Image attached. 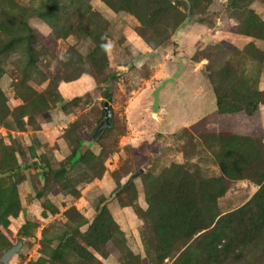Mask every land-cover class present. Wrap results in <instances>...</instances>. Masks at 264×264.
Listing matches in <instances>:
<instances>
[{
    "label": "rangeland",
    "instance_id": "374dc122",
    "mask_svg": "<svg viewBox=\"0 0 264 264\" xmlns=\"http://www.w3.org/2000/svg\"><path fill=\"white\" fill-rule=\"evenodd\" d=\"M5 1L0 21L19 18L6 13ZM14 1L28 10L22 37L5 49L12 36L0 30V256L21 239L7 264H123L129 251L153 264L145 244L151 229L139 214L148 208L149 182L174 164L204 179L223 176L222 135L264 145L261 106L204 118L217 108L213 86L229 88L223 69L240 71L252 42L264 49L244 32L250 12L264 20V0H136L151 7V28L122 8L135 0H111L116 9L105 0ZM178 12L190 19L174 28ZM100 47L96 64L91 56ZM105 99L112 126L94 140ZM224 183L220 212L243 206L259 189L246 173ZM104 202L122 234L99 252L90 248L94 259L84 262L70 242L86 246ZM219 264H264V241Z\"/></svg>",
    "mask_w": 264,
    "mask_h": 264
},
{
    "label": "trees",
    "instance_id": "16d2710c",
    "mask_svg": "<svg viewBox=\"0 0 264 264\" xmlns=\"http://www.w3.org/2000/svg\"><path fill=\"white\" fill-rule=\"evenodd\" d=\"M105 1L116 9L111 0ZM5 5L10 8V11L6 10L7 14H17L19 18L14 16L10 21H0L1 32L12 36L11 40L2 44V49L22 37L20 28L27 20L20 17L28 10L14 0H6ZM157 5L165 6L162 1ZM123 7L145 26L155 27L156 20L148 18L150 6L135 0ZM37 11L43 10L39 7ZM186 19H190L188 14L176 13L173 27L177 28ZM140 32L145 34L144 29ZM244 32L264 41V20L250 12ZM164 43L169 45L172 42L166 38ZM101 50L100 47L91 56L96 64H100L101 60L97 57ZM241 58L244 67L240 71L231 65L223 69V83L229 88L222 93L223 85L213 86L217 93V108L204 118L214 113H229L234 117H238L239 112L253 114L264 105V90L259 88L264 71V49H258L252 42L242 51ZM246 61L249 63L246 64ZM218 145L217 159L223 176L204 179L198 172L189 174L185 166L174 164L149 182L146 190L148 208L139 214L151 229V236L145 239V244L153 264H165L173 259L172 264H219L232 253L235 255L239 247L264 241V145L259 146L255 138L241 133L220 136ZM232 160L234 164H230ZM245 173L256 177L259 189L243 206L229 212L218 211L216 201L226 190L225 179L242 177ZM114 233L122 234V231L104 202L84 239L86 246L71 240L70 248L84 262H88L94 259L90 248L101 251ZM222 241L224 243L218 247ZM123 264H141V256L129 251Z\"/></svg>",
    "mask_w": 264,
    "mask_h": 264
},
{
    "label": "water",
    "instance_id": "95a60500",
    "mask_svg": "<svg viewBox=\"0 0 264 264\" xmlns=\"http://www.w3.org/2000/svg\"><path fill=\"white\" fill-rule=\"evenodd\" d=\"M103 110H104V117L102 120L99 122L97 125L94 133H93V139L97 140L103 132L112 126L111 118H112V108L110 102L105 99L104 100V105H103ZM152 116L159 119L158 113L152 112ZM143 173V170H139L136 173H134L128 180V182L133 181L134 179L140 177V175ZM23 242L21 239L18 240V242L10 247H8L0 256V263L1 264H7L12 257L20 250Z\"/></svg>",
    "mask_w": 264,
    "mask_h": 264
},
{
    "label": "crops",
    "instance_id": "0c3cea01",
    "mask_svg": "<svg viewBox=\"0 0 264 264\" xmlns=\"http://www.w3.org/2000/svg\"><path fill=\"white\" fill-rule=\"evenodd\" d=\"M259 88L261 90H264V71L262 73L261 80L259 82ZM261 108H262L261 121H262V127H263V131H264V105H261ZM212 111H214V110H212Z\"/></svg>",
    "mask_w": 264,
    "mask_h": 264
}]
</instances>
